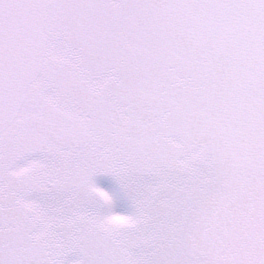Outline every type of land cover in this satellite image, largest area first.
Returning a JSON list of instances; mask_svg holds the SVG:
<instances>
[{"label": "snow or ice", "instance_id": "obj_1", "mask_svg": "<svg viewBox=\"0 0 264 264\" xmlns=\"http://www.w3.org/2000/svg\"><path fill=\"white\" fill-rule=\"evenodd\" d=\"M0 264H264V0H0Z\"/></svg>", "mask_w": 264, "mask_h": 264}, {"label": "rangeland", "instance_id": "obj_2", "mask_svg": "<svg viewBox=\"0 0 264 264\" xmlns=\"http://www.w3.org/2000/svg\"><path fill=\"white\" fill-rule=\"evenodd\" d=\"M119 192H120L119 186L114 184V188H113L111 194L116 195V207H115L116 213L122 214V215L132 214L133 209L131 207L130 201H128L125 197L120 195ZM67 259L69 262H71V261L78 259V257L73 255V256H69Z\"/></svg>", "mask_w": 264, "mask_h": 264}, {"label": "flooded vegetation", "instance_id": "obj_3", "mask_svg": "<svg viewBox=\"0 0 264 264\" xmlns=\"http://www.w3.org/2000/svg\"><path fill=\"white\" fill-rule=\"evenodd\" d=\"M96 185L111 194L116 182L110 176L98 175L94 178ZM117 185V184H116ZM118 201V200H117Z\"/></svg>", "mask_w": 264, "mask_h": 264}]
</instances>
